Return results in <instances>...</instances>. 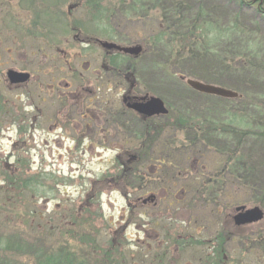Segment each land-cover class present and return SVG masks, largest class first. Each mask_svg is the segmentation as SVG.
I'll use <instances>...</instances> for the list:
<instances>
[{"label": "rangeland", "instance_id": "374dc122", "mask_svg": "<svg viewBox=\"0 0 264 264\" xmlns=\"http://www.w3.org/2000/svg\"><path fill=\"white\" fill-rule=\"evenodd\" d=\"M86 1L0 0V103L4 106L0 112V203L9 199L10 191L4 189V181L12 173L24 178L39 175L46 186L32 199L23 192L21 203H16L14 210L17 215L24 214L26 207L36 209L43 220L42 227L30 228L28 218L27 224L22 218L15 221L22 225L16 227L12 220L6 225L10 226L8 235L44 243L47 256L59 255L64 249L77 255V259L88 254V264H108L107 256L112 262L118 261L113 264H210L218 247L217 239L222 236L223 264H264V218L244 226L233 222L239 206L259 207L264 212L263 206L254 205L258 200L264 201V20L254 11H241L223 0H161L159 4L152 0H127V5L118 8V17L107 19V14L88 10ZM118 1L101 3L109 6ZM131 5L133 8L128 7ZM141 6H155L153 17L142 20ZM158 11L164 25L158 26ZM198 15L197 22L215 27H227L236 18L247 35H230L208 47L178 49L177 37H173L190 27ZM250 31L254 35H249ZM159 32H165V40L155 43ZM255 39L261 40L254 45L248 43ZM98 42L142 47L139 56L121 54L120 67L129 68L131 76H135L140 94L164 102L169 120L181 114L217 123V131L203 137L206 148H197L202 153L198 163L207 165L204 176L215 173V158L218 161L233 151L243 157L236 179L231 186L227 184L224 199L217 201L218 189L214 185L201 189L199 196H187L182 188L185 181H180L179 186H173L179 200L168 208L165 203L159 204L161 198L167 201L164 191L147 188L137 194L126 186L125 180L115 177L121 170L117 159L127 161L138 143L131 135L140 129L134 120L110 123L105 135H99L101 140H76L82 129L77 130L75 123L64 120L69 115L64 109L66 104L58 102L56 93L43 95L38 86L48 85L53 77L58 82H70V68L84 77L97 73L102 59L108 56ZM248 46L258 51L257 58L250 56ZM8 70L27 72L31 80L12 86L6 77ZM109 76L115 85L109 101L118 107L123 88L117 77ZM188 79L231 90L244 98L230 101L197 92L186 84ZM75 92V84L69 91H62L66 96ZM40 97L45 99L44 104ZM40 111L52 120H38ZM166 120L158 117L157 123L166 125ZM162 133L159 141L172 140V129ZM175 137L178 141L190 138L192 132L177 131ZM180 175L184 178L186 174ZM92 190L98 193L86 203ZM151 195L156 199L143 204L142 200ZM234 198L239 203L232 202ZM74 213L82 217L81 221L77 219L76 228L80 226L94 243L79 242V238L75 240L70 231L63 229L71 222L69 214ZM3 217L1 214V238L7 235L2 233ZM10 251L0 252V264H36L33 255Z\"/></svg>", "mask_w": 264, "mask_h": 264}, {"label": "trees", "instance_id": "16d2710c", "mask_svg": "<svg viewBox=\"0 0 264 264\" xmlns=\"http://www.w3.org/2000/svg\"><path fill=\"white\" fill-rule=\"evenodd\" d=\"M101 1L102 0H87L85 6L86 8H88V10L90 9L91 12L95 11L96 13L104 15L107 14V19H114L118 17V8L124 4L127 5V0H119L115 4L110 3L109 6H102ZM138 1L143 2L145 0ZM152 1L159 4L161 0ZM223 1L227 2L228 4L236 5L241 11H254L259 18L264 20V0ZM128 7L133 8L132 5ZM154 8L156 7L154 6L152 9H149L141 6L142 20L148 19L150 16L153 17L152 13L154 12ZM202 10L203 9H201L200 13L202 12ZM157 16L159 18L156 19L159 24L158 26L164 25V23H162V19L160 18L161 13L159 11ZM124 17L128 18V15H125ZM198 19H200V15L192 20L190 27H187L184 32L173 37H177L178 44H175H177L178 49H189L190 46H195L194 48H197L198 46L208 47L214 42L218 43L219 41L228 38L230 35H247V30L243 28L240 23L238 24V20L236 18L227 27H220L218 25L215 27L210 23H202L201 21L197 22ZM166 28L170 29V27L168 26H166ZM158 29L160 28L158 27ZM159 33L160 34H158L154 39L155 43H162L165 40V32ZM249 35H254V31H250ZM258 35L260 36L259 33ZM259 40L261 39L248 41V43H252L254 45ZM173 44L174 43H172L171 46H173ZM145 45L147 46V44ZM257 47H259V43L257 44ZM248 48V51H250L251 53L250 56L257 58L259 55L258 51L251 46H248ZM110 52L112 51L108 52V58L110 60L111 72L119 73V60H121L120 58H122V55L121 53L112 55L110 54ZM253 52H256L254 56L252 55ZM239 64L240 63H238V65ZM242 98L244 97H240L239 95L236 99H232L230 101H240V99ZM2 108H4V106L0 103V112L2 111ZM163 117L167 119L166 125L157 123L155 127L151 128L150 126H148L146 129L141 127L139 131H133L131 133L132 136L134 135L133 138L138 143L135 147H132L135 149H133V153H131L127 161L121 162L119 159H117L119 162L118 167L120 166L119 168L121 170L118 171V174L115 177H121L123 180H125L126 186L130 187L132 190H134L133 192H136L137 194L145 192L147 188H151L152 192H154L155 190L164 191L166 193L165 197L167 201L161 198L159 200V204L163 205V203H165L164 206L168 208H170L172 204L175 206V204L179 200L176 196L177 190H174L173 186H179L180 184L178 185L177 183L180 181H185V185L182 186V188L185 189L184 194L187 196H199L201 189L209 185H214L217 186L218 189L217 201L224 199L226 196L227 184L231 186L233 180L236 179L235 173L239 171L240 165L243 163V157L239 155L238 152L236 153V151H233L231 153L222 155V157L218 161L217 158H215V160H213L215 173L212 176L206 177L204 176L205 173H203V171L204 169H207V165L198 163L202 153L197 152V148L198 145H203V137H205L208 133L217 131V123L212 121H200L198 119H191L184 117L181 114H175V116L169 120V112L167 116ZM164 129L173 130L174 134H172L173 136H171L172 140L169 138H165L163 141H159L163 134L162 132L165 131ZM20 130L22 131V129ZM185 130H190L192 132V137L186 139L181 138L179 139V141L175 139V134L177 131L182 133ZM203 146L204 147L202 149H205L206 145ZM145 166L148 168H145ZM140 168H142L143 171ZM184 169H186V171H184ZM182 173L186 174L184 175V178H180V174ZM11 175V178L5 179L6 183L4 181V189L10 191V195L7 196L9 197V199L7 200V198H5L4 201L0 203V215L2 214V216H4V219L2 220L4 221V223L2 224L5 226V231L2 233L7 234L3 235V238L0 237V252L11 250L10 252L12 254H18V252L23 251L22 255H26L28 257H32L33 255L36 264H75L74 260L77 259V255L72 254L69 249H64L59 255L56 254V256L53 254L47 256L46 253L48 249L44 248L46 247L44 246V243L41 244L38 240L35 241V239H31V242H26L25 240H22L20 238H13L12 236L8 235L11 233V231L8 229L10 228V226L6 225L12 224V220L14 221V225H16V227H22V225L15 222L19 221L21 218L23 223H26L25 220L28 218V224L30 228H32L33 226H36V228L42 227L41 224L43 223V220L36 209L26 207L27 211H24V214L17 213V215L14 214V210H16L17 208L16 203H21L23 192L27 196H29L30 199H32L35 194H39L40 192H42L41 188L46 187L43 182L40 181L41 176L39 175H27L26 178L21 177L20 174L17 173H12ZM167 175L168 178H165ZM169 178L170 181H166V179ZM42 180L44 181V179ZM165 186L168 187L166 188ZM178 188L176 187V189ZM97 193L98 191L92 190V192L86 197V203L88 202V199L92 198ZM168 198H170L169 201ZM232 202L239 203L236 198H234ZM3 204L5 206H3ZM254 205H261L264 207V201L258 200L254 203ZM68 217L71 222L69 223V225H65L63 229H65L66 232L70 231V236L72 238L75 237V240L79 238V242L94 243V239H91V237H87L84 235V232L80 226H77V228L75 226L77 219H80L81 221L82 217H80L77 213L69 214ZM77 223L79 222L77 221ZM59 229L63 230L61 227ZM38 232L40 233V231ZM6 236L7 238H5ZM217 241L218 247L215 251V257L212 256L210 261L212 262V264H223L225 260V253L223 248L224 238L220 236ZM88 257V254H86L85 257H78L76 264H88ZM0 258H3V256H1ZM107 259L108 264L118 263V261L112 262L111 256H107ZM0 260L3 261L2 259Z\"/></svg>", "mask_w": 264, "mask_h": 264}, {"label": "flooded vegetation", "instance_id": "af4514ba", "mask_svg": "<svg viewBox=\"0 0 264 264\" xmlns=\"http://www.w3.org/2000/svg\"><path fill=\"white\" fill-rule=\"evenodd\" d=\"M83 43L89 44V42L84 41ZM106 53H108V51H106ZM110 68V60L107 56L102 59L100 70L97 71V73L94 72L93 74L84 77L83 74H77L74 69L70 68L68 69V77H70V82H58L57 78L53 77L51 79V83H49L48 85L38 86V90L40 92H43V95H52L56 93L57 96L55 97L56 99H58V102L60 104H66L64 105L65 108H63L66 109V112H69V115H66L64 117V120L70 122V124L75 123L77 125V130L82 129V132L76 135V140L78 142L85 138L91 142H94L95 140H101L99 135L104 136L108 125L110 123H116L117 120H134L139 124L140 128L143 127L146 129L148 126H150L151 128L155 127L157 118L163 117H147L134 111L130 106H132L136 102H141V99L144 97H146L147 100V98L151 96L146 93H139L135 76H131L129 68L124 70L119 66V73H112ZM87 69L85 73H87ZM109 75L117 77L120 81L119 85L121 86V88H123L121 94V105H119L118 107L110 104L109 101V96L111 95V92L115 87L114 83H110V81L108 80V78L110 77ZM54 78H56V80H54ZM30 80L31 75L29 74L28 81L23 84L29 83ZM55 81L58 83L55 84ZM74 84L76 87L75 93L68 94L69 96H66V93H62L63 90L69 91ZM10 85L13 86V84ZM18 85L21 84H17L16 86ZM44 87H47V90H40ZM39 100L41 104H44V98L40 97ZM38 114V120L45 121L46 119L47 122H50L52 120L51 117L45 118L44 112L42 111H40ZM167 115L168 114L164 116ZM35 119L36 118L33 117V121H35ZM34 124L33 126H35ZM84 130H86L88 133L84 134ZM102 141H104L103 137ZM147 202L150 201H146V199L142 200V203L145 205Z\"/></svg>", "mask_w": 264, "mask_h": 264}, {"label": "water", "instance_id": "95a60500", "mask_svg": "<svg viewBox=\"0 0 264 264\" xmlns=\"http://www.w3.org/2000/svg\"><path fill=\"white\" fill-rule=\"evenodd\" d=\"M100 46L107 51H116L128 56H139L142 53V47L137 45L133 47H121L113 43L108 42H99ZM7 79L10 84L17 85L23 84L28 81L29 74L17 72L14 70L7 71ZM186 84L193 90L207 94L213 95L225 99H236L238 94L224 89L222 87L208 85L196 80L188 79ZM134 111L139 114H142L147 117L152 116H163L168 113L167 108L165 107L164 102L157 97H149L146 100V97L141 99V102H136L130 106ZM154 196L147 198L148 201H153ZM264 218V212L259 207H253L247 209L244 206H239L235 208V215L233 216V222L236 226L250 225L262 221Z\"/></svg>", "mask_w": 264, "mask_h": 264}]
</instances>
